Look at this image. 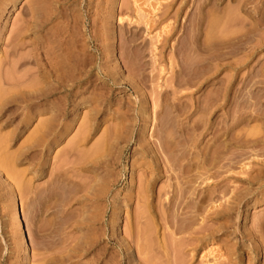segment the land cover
I'll use <instances>...</instances> for the list:
<instances>
[{
  "label": "rangeland",
  "instance_id": "rangeland-1",
  "mask_svg": "<svg viewBox=\"0 0 264 264\" xmlns=\"http://www.w3.org/2000/svg\"><path fill=\"white\" fill-rule=\"evenodd\" d=\"M32 3V0H0V73L2 74L0 75V86H5L3 80L4 71H8L14 67V70H11L14 71L15 77L18 76L16 80H19V78L22 79V72L27 70L28 75H26L23 80L29 81L31 84L33 82L40 83L43 81L41 86L46 89L47 85L44 82V76H47V72L51 68L50 63L54 62L57 58L56 55L71 51L68 49H72L75 52L78 51L76 55L79 54L82 59L85 57L84 59L90 61V65L87 64L86 68L88 69L89 66L92 67L94 82L91 86L90 83L86 81V84L83 83V85L75 86L74 91L76 93L72 97V104L70 103L66 106L67 112L65 114L60 113L56 117L62 122L61 124L64 123L65 126H62L55 135L48 139V145L44 148L40 147L34 150V148L28 147L35 137L33 135H38L43 127L46 126L47 121L51 119L54 113L59 109L58 106L63 102L62 97L64 94H53L47 96V99L45 96H40V98L37 97L32 100L27 99L26 101L24 99L21 101L13 99L3 105V109L0 112V135L3 137L6 136L7 139H5L8 140L9 144H7V147L5 146L6 150L3 147L5 152H2H8V156L14 155L10 157L13 158L12 161L14 162L11 163V165L13 164L12 169H14V173H17L19 177L17 178L21 180H19L20 183H23L22 186H27L28 189H31L32 186L33 188L38 187L39 189H37L40 190L42 194L44 191L46 192L47 189L49 190L59 184L60 187L63 188L58 186L60 189L58 193L62 192L61 195L58 193H56L58 196H56V194H54L55 196L53 195V200H55V197H57L56 199L58 200L59 197V200L61 198L60 202L62 204L56 200V202H58L57 205V203L52 200L56 205L54 204L55 206L51 207L53 209H49L47 212L42 211L43 214L41 211H38L42 215L37 212L36 217L38 219H34L38 222H34L37 224L34 225L32 224L33 219L30 218V216H32L31 214H34V211L31 210L33 208L29 206V204H31L29 196L25 192L22 193L21 197V193L19 192V194L17 192V184L15 183L14 185L13 183L14 179L11 180L9 173L5 172L7 170H5V168L2 169V165H0V264H21L23 261L25 262H23L24 264H37V262L41 264L42 256L44 257V255L48 253H50V255L48 254L50 257L52 255L54 256L55 253L56 259L58 257V260L54 259L47 264H60L59 255H65L67 254L65 252L68 251L69 253L72 251V246L75 245L74 240L76 241L78 239V241L81 240L84 242L85 240H89V238L92 239L94 238L93 236H97V230L98 237H101V240H105L103 239L106 238L105 236H110L115 238V240L118 239L117 241L123 245L126 243L125 240L127 239V243L134 246V249L131 246L129 250L133 255L132 263H130L128 259L125 260L126 257L124 258V261H129L130 264H148L146 261L153 264L154 261L159 263V260L162 263L163 261L161 260L167 259V257L162 258L164 254L168 256V260L164 262L169 261L167 264H170L171 259L174 258L176 260V256L179 255V253L181 254L177 256L178 258L176 261L173 259L174 261H172V264H177V262H179V264H233V262L235 264H264V224H260V220L264 216V181L262 185L256 183L255 185L253 184L252 187V185L250 186L246 184L247 182L241 180L242 176L240 173L237 174L241 166L245 164L252 165L255 160L264 159V149L259 150L257 148L258 146L255 147L258 153H253L248 158L244 157L241 161L235 163L236 166L234 165L232 171H226V173L220 169L215 171L219 167L213 166V168L211 166L212 170L208 172V168L211 169V167L203 168L206 169L204 175L207 174L210 178L212 177V180H215H213L214 182L210 180V184L212 183L216 186V192L211 193L213 196L211 194L209 196L210 199L212 197L211 200L209 199L210 201L207 200V196L209 195L208 192L212 191L213 186L209 188V190L207 188L208 184L201 183V180L198 179L196 183H192L196 186L194 193H189L187 195L190 196H187V198L185 197V199L189 200H186V202L189 203L183 206L187 208V210L177 206V208L174 209L175 212L172 213L174 221L169 219L170 216H167L168 218H166L167 220L165 219L166 221L162 220L163 216H160V214L162 215L166 210L165 202L169 195L168 190L171 189L170 182L173 181L174 183V181L177 182L180 179L182 181L177 183L183 182V179L179 176L182 174L180 173L182 172L180 165L181 157H178L181 153L185 152V157L181 163L189 162L190 160L189 163H191L194 159V161L197 160L196 162H192L194 165L197 162L199 163V160L204 158V154L207 153L208 155L206 154L207 156L205 157H207L208 160L206 158L202 160L204 162L207 161L206 166H208L211 163V161L208 163L209 159L212 158L210 154L213 155L217 144L231 142L230 139L232 138L231 140H233L231 135L234 133L237 137L239 135L238 139L241 137L243 138V132L252 133L253 130L254 132L257 130L259 137L257 134L256 137L258 138L261 137L260 134H264V0H43L45 7V13L43 12V14L49 18L51 17L47 21L44 29L38 32L31 29L22 34H18L19 31L21 32L23 30V26L29 22V18L31 19ZM228 33L230 35L232 34L230 38L227 36L229 35ZM51 34L54 36H51ZM55 34L58 36H56L57 38ZM224 35L225 37L227 36V41H225ZM234 36L236 37L234 38ZM19 37H21L20 40ZM71 39L80 40V46L77 45L78 47H76L78 50L76 48V50L71 48L70 45L68 47V42L73 41ZM17 42H19V44L15 45ZM216 45L218 46L216 47ZM224 52L226 53L224 54ZM105 54L109 55L110 58H105L107 56ZM20 55H26L27 60L24 61L25 63L13 62ZM240 58H242V60ZM119 69H121L120 72L114 74L116 70ZM11 70L9 72H11ZM13 71L9 79L14 77ZM109 71H111V77V74H114L117 78V83L115 85L113 84L112 87L103 81V78L109 79L110 76L105 75L109 73ZM195 75L197 76L195 77ZM194 80H196L194 82H197L196 84L193 83ZM251 81H253V83H251ZM108 83L111 84V80H108ZM191 83L195 86L192 87ZM226 88L229 94L226 93L227 95L225 98L227 100L222 96ZM247 95L248 98L246 97ZM254 96L259 97V99H256ZM178 98L179 101H177ZM243 98L244 100L247 98L246 100L248 101H245H250L249 103L253 104L242 103ZM217 99H219V101ZM204 101L210 105L207 103L204 104ZM193 102L199 106L203 102L202 105L207 108V111H204L205 115H201L204 113H200V111H203L200 109H196L195 112H192L193 107H191V104ZM221 102H223L224 107ZM237 102L240 104L238 105ZM248 104L250 106L246 109L247 107L245 108L244 105L248 106ZM239 106L240 110L245 109L248 111L243 112L238 108L240 113H236L237 107ZM234 110L236 112H234ZM141 111H145L149 114L150 118L148 121H138V117H135L136 113H141ZM230 111H233L236 117H238L237 114L239 116L241 115V118L244 120L239 117L236 118L235 115H232L233 118H229V116H231V114H229ZM248 112L251 113V116H255L256 113L258 115L246 119V117L250 115ZM245 113L248 116H246ZM9 114L12 119L8 121ZM198 116H204L205 119L207 118L205 121L202 117L205 122L208 123L210 121L209 125L210 123L212 125L209 127H211V129L204 130L203 137L201 135L200 137L198 134L202 129L200 127L196 132V134H198L196 136L200 137V139L197 138V141H194V136H192L194 144L190 143V145L193 144L194 147L187 145L188 147L184 149L183 143L189 138L187 132H190L191 120ZM126 118L131 123L127 122ZM202 119L201 121H203ZM229 119H241L237 120L240 121V123L238 122L239 124L237 123L238 125H236V121L234 123L235 126L233 125V127H231L230 130L233 129L231 132L234 133H230L229 131V138L226 137L228 135L224 136L227 139L223 136V138H214V133H216L214 127H221L220 125H223L225 122L228 123V121L230 123L231 121ZM120 121H124L126 122L125 124L130 126L127 128L126 138L119 143V146L123 149V153L121 161L117 163L115 160L118 154V147L112 145L111 139L106 138V135L109 133L112 134L113 130L115 131L119 128V124L122 125ZM178 121H181L183 126L185 125V128L183 127V129H180L177 124ZM85 122H87V126L84 125ZM165 123L169 126L166 127ZM206 127H208V124ZM82 129H90V134H88L85 140L79 142V132L81 133ZM260 130L262 132H259ZM164 132H168L167 136H172L173 134L174 142L177 144L179 143L177 146L178 150L175 149L174 151L176 152L175 155L179 154L176 157L174 155L176 158H174L176 161L174 163L177 164L174 165L175 168H173L176 174L180 173L177 175V177L179 176L180 178H178L177 181L175 178L169 177L171 175L168 171L164 172V170L162 171L160 168V170L158 168H155L156 171L152 170L157 160L155 156L156 152L154 151H158L156 146H158L157 143H159L160 138L161 140L165 139H162V136L165 134ZM12 133H15L16 136H11ZM239 133H241V135ZM201 134L203 133L201 132ZM235 136L234 140H237ZM3 137L0 136L2 139ZM76 137H78L76 141H78L79 144H73L76 142ZM240 142L243 143V140H240L239 143ZM147 143L149 147H147ZM233 143L235 144V142ZM239 143L236 141V145H239ZM180 144L181 146L179 147ZM97 145L104 148L99 147V149L101 148L100 153L103 150L104 152H102V154L96 153L97 155L100 154L101 157L98 155L99 157L95 156L93 158L92 156H94L95 153L94 155L92 153L96 147H98ZM76 146H79V150L75 149ZM80 148H82V151ZM150 148H153V150L151 151ZM0 149L2 150V148ZM68 149H72V151L77 153L78 151L85 152V154L86 150L89 151L86 155L91 156L92 154L91 157L94 160L91 165L92 168H85V165L79 164L80 161L77 164V161L80 159L79 154L74 152V154H72V151L70 152ZM145 149H147L148 152L150 150L151 154L145 151ZM23 150L24 153L21 152ZM205 150H207V152ZM21 153H23V155H21ZM2 154L0 151V157L2 156L3 158ZM34 154L36 158L35 160L33 159L34 161L32 164L31 160L34 158L32 157ZM105 155L108 156L105 157ZM151 155L153 158L150 157ZM209 155L211 157H209ZM76 156L78 159L77 161L75 160ZM169 156L172 157V154ZM65 158L67 162L63 164ZM70 159H73L76 163L73 164V160L71 161L72 164L70 162L68 163ZM100 159L102 161H99ZM104 159H106V161ZM169 159L172 160L171 158ZM2 160L3 159H1L0 162ZM160 160L163 163L162 159ZM34 163L40 164L43 167L41 174L40 172H37L38 174L35 173L36 167L33 166L35 165ZM60 164L61 167L59 168L62 170L58 169L60 171V173H58L59 171L56 169V173L54 169L58 168ZM251 165L250 169L253 173L255 172L254 167H256L255 170L260 168L258 164H255V166ZM62 171L63 175H61ZM212 171L218 174L215 175L216 178L214 176L215 173L211 174ZM172 173L173 172H171V174ZM219 173H221V176H219ZM61 176H63L64 179ZM152 176H154V178ZM114 178L115 180L117 178L116 182L113 181ZM217 178H219V182ZM83 179L87 181V187H85V180ZM106 180H109V188L103 187L108 183ZM149 180L152 181L151 185H148ZM80 181L82 189H79V187H81L78 185ZM82 181L84 182L82 183ZM192 184L190 183V185ZM88 185H90V189L88 191L84 190L89 187ZM40 188L45 190L43 191V189L41 190ZM234 188L236 190H234ZM8 189L12 191L10 192L13 195H10V192L7 193ZM73 189L75 190L73 191ZM94 190L96 191L94 192ZM142 190L143 193H141ZM238 190L239 192L244 191V193L248 191L245 201L238 203L237 208H235L234 205L226 214H221L217 217L212 214V212L220 211V209L225 208L227 200L234 195L233 191L237 192ZM90 192L94 195L92 194L93 196H91ZM138 192L142 194L140 197L137 194ZM86 193L89 195L86 196ZM143 195L144 197H142ZM201 195L205 202L201 200L203 204L199 199ZM70 196L72 198H70ZM117 199L119 204L117 203ZM88 200H90L91 203ZM29 201L30 203H28ZM194 204L196 207L199 204L198 208L193 206ZM219 204H223L224 206ZM100 205L103 206V209ZM191 205L193 206L192 209H190ZM115 206L117 212H113V207ZM215 206L217 210H215ZM219 207L221 208L218 209ZM18 208L20 215L23 216V224L27 236L26 239L23 230L18 225V227L16 226L15 219L17 218L16 215H18ZM98 209L103 210H99L101 214L98 212ZM194 209H197V211L195 210L197 213ZM143 210L145 211L143 212ZM194 212L196 214H194ZM165 214L167 215L166 212ZM193 214L194 216H192ZM138 215L140 218L137 217ZM222 215L225 217L223 218ZM92 216L93 220L91 219ZM95 216L99 218L101 216V219L99 220V218H95ZM112 217L116 218L113 219ZM160 217L162 218L161 220ZM95 219L98 220L95 221ZM39 220L43 223V226ZM52 220L55 221L53 222ZM180 220L183 221L181 222ZM136 221H138V227L135 225L137 223ZM162 221L165 222L163 223ZM140 222H144L142 223L144 226L141 225L143 229L139 226V224H141ZM225 222L228 223L226 224ZM44 223L47 225L46 227ZM99 223H101V225ZM176 225L178 227H176ZM92 226L94 229L93 231ZM180 226L183 229H181ZM48 227H50V230L46 229ZM97 227H99V229ZM136 227L138 228V230L136 229L137 233L135 232ZM189 227H191L192 230ZM200 227L201 232H199ZM202 227H204V230H202ZM176 228L179 230L173 231L176 230ZM141 229L143 232L147 229V234L146 232L145 234L141 232ZM46 232L48 234H46ZM105 232L107 233L105 234ZM138 232L139 235H137ZM140 232L142 235L144 234V238L146 235V237H150L145 238V241L149 240L147 241V243L150 242L149 244L143 241L144 239L140 236ZM170 232H172V234ZM93 233H95V235H93ZM99 233L102 235L99 236ZM136 235L139 237L138 239L142 238L139 240L141 241L139 244V241L137 242L138 239L136 240ZM191 237L195 238L192 239L193 245L190 243ZM171 238L172 240H170ZM68 241L72 242V244H69ZM135 241L137 242V244H135L136 246L134 245ZM166 241H169L168 243L171 248L174 242L178 243H175V248H172V250L175 249V252L173 251L174 254H169L171 251L168 253L167 250L170 249L168 248L169 245L166 246V249L163 247L162 242L167 244ZM101 243L104 244L100 242L99 246L97 244L91 251L84 252L82 256L80 254L83 253H80L79 256L77 254L76 256L78 257H74V259L72 256V259L75 260L77 264H93L95 259H97L95 255V253L97 254L96 251H101L103 247ZM26 244H30L29 247L31 251L28 254H23L22 249L27 246ZM151 244L152 246L149 248V251L151 249L152 252L150 253V257H154L152 256L154 253L158 258L156 252L159 251L160 255L159 260L157 259L158 261H156V257L148 260L149 253L147 251V245ZM137 245L139 246L138 250L141 251L143 248L141 249L140 247H146L147 250H145L147 253H143V255H147L146 258H144L146 261H144L141 252L138 254ZM156 245L161 246L156 248ZM77 246L80 247V245ZM114 246L109 247L108 250H111L112 253L114 252L113 255L115 257L109 251L110 254L107 253L103 260L106 259L105 261L107 262L110 260L113 263L115 260L119 261L121 259L119 256L120 254L118 255V252L114 250V248L117 250V247ZM160 248H164L163 250L166 251V253ZM176 249L182 250L176 252ZM176 253L178 254L174 256ZM214 257H216V259ZM92 260L94 261L93 263ZM110 261L109 264H111ZM118 263L115 262L113 264ZM119 264L125 263L122 262Z\"/></svg>",
  "mask_w": 264,
  "mask_h": 264
},
{
  "label": "bare ground",
  "instance_id": "bare-ground-1",
  "mask_svg": "<svg viewBox=\"0 0 264 264\" xmlns=\"http://www.w3.org/2000/svg\"><path fill=\"white\" fill-rule=\"evenodd\" d=\"M32 11H31V19L29 18V22L25 25V26H23L24 28H22L21 30V32L19 31V33L18 34H22V33H24V32H26L27 30H33V31H35V32H38V31H41V30H43L44 29V27L46 26V23H47V21L51 18H49V17H47V16H45L44 14H43V12L45 13V10H44V3H43V0H32ZM43 14V15H42ZM48 15V14H47ZM49 16V15H48ZM260 19V18H259ZM259 21V20H258ZM257 21V22H258ZM261 23V22H260ZM263 23V22H262ZM253 25V24H252ZM260 25V24H259ZM256 26V25H255ZM106 30V29H105ZM59 31V30H58ZM57 31V32H58ZM57 32H55V33H57ZM106 32H108V31H106ZM60 34V33H59ZM229 34V33H228ZM234 34H235V32H234ZM53 34H51V36H52ZM76 35V34H75ZM107 35V34H106ZM230 35V34H229ZM229 35H227L229 38L231 37V35L229 36ZM237 35V34H236ZM251 35V34H250ZM21 36V35H20ZM54 36V35H53ZM57 35L55 34V37H56ZM226 36V37H227ZM58 37V36H57ZM56 37V38H57ZM221 37V36H220ZM224 37H225V35H224ZM225 37V41H227V39L228 38H226ZM233 37V36H232ZM236 36H234V38H235ZM238 37V36H237ZM252 37V36H251ZM20 38L21 37H19V40H20ZM52 38V37H51ZM74 38V37H73ZM76 38H77V36H76ZM219 38V37H218ZM254 38V37H253ZM220 39V38H219ZM232 39V38H231ZM239 39H240V36H239ZM18 40V41H19ZM71 40H73L72 42H68L69 44H68V47H69V45H70V47L71 48H73V49H75L76 47H78L77 45H79L80 43H79V41H78V39H76V40H74V39H71ZM221 40H222V38H221ZM220 40V41H221ZM237 40V39H236ZM254 40V39H253ZM256 40V39H255ZM62 41V40H61ZM224 41V42H225ZM242 41V40H241ZM240 41V42H241ZM248 41V40H247ZM222 42H223V40H222ZM230 42V41H229ZM237 42V41H236ZM235 42V43H236ZM239 42V43H240ZM62 43V42H61ZM244 43V42H243ZM19 44V42H17L15 45H18ZM82 44V43H81ZM231 44H233V43H231ZM237 44V43H236ZM242 44V43H241ZM58 45H59V43H58ZM256 45H257V43H256ZM80 46V45H79ZM218 45H216V47H217ZM225 46V45H224ZM237 46H238V44H237ZM227 47H228V45H227ZM231 47V46H230ZM243 47V46H242ZM214 48H215V46H214ZM223 48V47H222ZM232 48V47H231ZM77 49V48H76ZM75 49V50H76ZM234 49V48H233ZM238 49V48H237ZM68 50H71V51H69V52H65V54H61V55H56V59L54 60V62H51L50 63V66H51V70L49 69L48 70V72H47V76H44V82H45V84L47 85V88L45 89V88H43L42 86H41V84H43V81L42 82H40V83H32L31 84V82H29V81H25V80H23L24 79V77H26V75H28V73H27V70H25L24 72H22V75H21V77L23 76V78L22 79H20L19 78V80H16V78L18 77H15V75H14V67L13 68H11L12 67V65H11V69H13V70H11V69H9L8 71L6 70V71H4V73H3V80H4V83H5V86H0L1 88H0V112H1V110L3 109V105H5V103H8L9 102V100H13V99H18V101H21V100H32V99H35V98H37V97H39L40 98V96H45V98L47 99V96H50V95H53V94H64L63 95V102L61 103V104H59V109L54 113V115L52 116V118L51 119H49L48 121H47V124H46V126H44L43 127V129H42V131L41 132H39L38 133V135H36V134H34L33 136H35L34 137V139L32 140V142L30 143V145H29V147L28 148H34V150H36L37 148H44V147H46L48 144H47V141H48V139L51 137V136H53V135H55V133L59 130V129H61L62 128V126H65L64 125V123L63 124H61L62 122H60V120H58V118H56L60 113H66L67 112V105H69L70 103L72 104V101H73V99H72V97L74 96V94L76 93L74 90V88H75V86L77 87V86H80L81 84L83 85V83H85V81L87 82V83H90V86H91V84H93V82H94V78H93V76H94V74H93V72H92V67L91 66H89L90 65V61H88L87 59H82L81 57H80V55L78 54V55H76V53L78 52V51H74V50H72V49H68ZM78 50V49H77ZM217 50V49H216ZM218 50H219V48H218ZM217 50V51H218ZM223 50V49H222ZM232 50V49H231ZM230 50V51H231ZM240 50V49H239ZM220 52H221V50H219ZM218 51V52H219ZM236 51V50H235ZM238 51V50H237ZM223 52V51H222ZM233 52V51H232ZM226 52H224V54H225ZM110 54V53H109ZM222 54V53H221ZM220 54V55H221ZM83 55V54H82ZM105 55H107V54H105ZM108 56V57H107ZM105 58H110L109 57V55H107ZM80 57V58H79ZM224 57V56H223ZM87 58H89V57H87ZM241 60H242V58H240ZM239 59V60H240ZM27 60V57H26V55H24V56H22V55H20L15 61H13V62H15V63H25L24 61H26ZM51 61H53V60H51ZM110 62V61H109ZM21 63V64H22ZM105 63V62H104ZM237 63V62H236ZM87 64H89L88 66V69L86 68L87 67ZM15 65V64H14ZM19 65V64H18ZM17 65V66H18ZM108 65V64H107ZM106 65V66H107ZM109 66V65H108ZM121 67V66H120ZM119 67V68H120ZM17 68V67H16ZM103 69V68H102ZM113 69V68H112ZM115 69H117V68H115ZM11 70V72L13 71V75H14V77H12L11 79H9L12 75H10L11 74V72H9ZM85 70V71H84ZM120 70L121 69H119V70H116V72L114 73V74H118L119 72H120ZM85 72V73H84ZM106 72V71H105ZM110 72L111 71H109V73H107V74H105V75H109L110 76ZM122 72V71H121ZM8 73H9V75H8ZM114 74H111L112 75V77L110 76L109 77V79H106V78H103V81H104V83H106V84H109L111 87L113 86V84L115 85L116 83H117V78L114 76ZM0 75H2L1 73H0ZM120 75H122V74H120ZM10 76V77H9ZM107 76H105V77H107ZM197 75H195V77H196ZM2 77V76H1ZM102 78V77H101ZM194 78V77H193ZM13 79H15V80H13ZM18 79V78H17ZM95 79H97V78H95ZM192 79V78H191ZM257 79H259V78H257ZM108 80H111V84L110 83H108ZM191 81V80H190ZM196 80H194L193 81V83L195 82ZM259 81V80H258ZM260 81H262V80H260ZM264 81V80H263ZM262 81V82H263ZM110 82V81H109ZM182 82V81H181ZM1 83V82H0ZM122 83V82H121ZM197 83V82H196ZM196 83H194V84H196ZM251 83H253V81H251ZM86 84V83H85ZM181 84V83H180ZM194 84H192L191 83V85H192V87L193 86H195ZM230 84V83H229ZM1 85V84H0ZM89 85V84H88ZM87 85V86H88ZM178 85V84H177ZM178 87V86H177ZM191 87V86H190ZM87 88V87H86ZM179 88V87H178ZM229 88V87H228ZM80 89V88H79ZM179 90V89H178ZM227 91H228V89L226 88L225 89V93L222 95L223 97H224V99H226L225 97H226V95L228 94L227 93ZM227 93V94H226ZM229 95V94H228ZM217 96V95H216ZM244 96V95H243ZM60 97V96H59ZM99 97H101V96H99ZM220 97V96H219ZM247 98H248V95L246 96ZM256 99L258 98L259 99V97H260V95H259V97H257V96H254ZM221 98V97H220ZM229 98V97H228ZM246 98V99H247ZM253 98V97H252ZM99 99V98H98ZM105 99V98H104ZM104 99H101V100H104ZM215 99V98H214ZM242 99V98H241ZM245 99V100H246ZM255 99V100H256ZM100 100V99H99ZM98 100V101H99ZM216 100V99H215ZM218 101H219V99H217ZM223 100V99H222ZM227 100V99H226ZM244 100V98H243V101H242V103H249V102H246V101H248V100H246L245 101ZM250 100V99H249ZM177 101H179V98H178V100ZM176 101V102H177ZM195 101V100H194ZM241 101H239V102H241ZM141 102V101H140ZM174 102V101H173ZM175 102V103H176ZM197 102V101H196ZM224 102V101H223ZM223 102H221L222 103V106H223ZM239 102H237L238 103V105L240 104ZM252 102V101H251ZM254 102V101H253ZM180 103V102H179ZM178 103V104H179ZM199 103H201V102H199ZM203 103V102H202ZM202 103H201V105L199 106L198 104L196 105V103L195 102H193L192 104H191V107H193V111L192 112H195L196 111V109H200V110H203V111H200V113H204V111H207V108H205L204 107V105H202ZM205 103H207L206 101H204V104ZM211 103V102H210ZM225 103H227V102H225ZM237 103H236V105H237ZM244 103V104H245ZM99 104V103H98ZM208 105H210L209 103H207ZM249 104H253V103H249ZM248 104V106L247 105H244V107L246 108V109H248L249 108V105ZM225 105H227V104H225ZM254 105H255V103H254ZM213 106V105H212ZM224 107V106H223ZM234 107H236V106H234ZM242 107V106H241ZM212 108V107H211ZM230 108V107H229ZM238 108H239V110H240V106L239 107H237V112L234 110V112H236V113H240V111L242 110L243 112L245 111V112H247L248 110H245V109H241L240 111H238ZM243 108V107H242ZM251 108V107H250ZM135 110V109H134ZM158 112V111H157ZM227 112H228V110H227ZM232 112V113H231ZM233 111H230V113L229 114H231V116H229V118L231 117V118H233L232 117V115L234 116L235 115V117H236V114L234 113ZM135 113V112H134ZM133 113V114H134ZM250 115L249 116H251V113L250 112H248ZM132 114V115H133ZM155 114V113H154ZM157 114V113H156ZM207 114H208V112H207ZM228 114V115H229ZM244 114V113H243ZM125 115H127V114H125ZM193 115V114H192ZM201 115H205V113L204 114H201ZM245 115H246V113H245ZM258 114L256 113V115L255 116H257ZM131 116V115H130ZM138 117V121L140 120V121H142V122H145V121H148L149 120V114H147V112H145V111H141V113H136V115H135V117ZM156 116V115H155ZM237 116L239 117V118H241V115L239 116L238 114H237ZM243 117H245L244 115H242ZM246 116H248V115H246ZM246 117V119L247 118H253V117H255V116H251V117ZM128 117V116H127ZM199 117H201V116H198L197 118H194L193 120H191V123H190V128L191 129H189L190 130V132H187V136L189 137V138H187V140L186 141H184V143H183V147H184V149L185 148H187L188 146L187 145H189V146H193V144H194V142H193V140L194 141H197V138H199L200 139V137L202 136V135H204V130H207V129H211V127H209L210 125H212L211 123H210V125H209V122L207 123V122H205L206 121V119L204 118V116H202L203 117V119L205 120H203L202 119V117L201 118H199ZM207 117V116H206ZM238 117H236V118H238ZM199 118V119H198ZM12 118H11V116H10V114L8 115V121L9 120H11ZM121 119V118H120ZM162 119V118H161ZM201 119L203 120V121H201ZM209 119V118H208ZM241 119H243V118H241ZM241 119H236V120H233V119H229L231 122L229 123V121H228V123L227 122H225L223 125H224V127L222 128V126L223 125H220L221 127H214L215 128V130L214 131H216V133H214V138H216V137H221V138H223L225 135H228V136H226V137H228L229 138V134L230 133H234V132H231L232 130H230L231 129V127H233V125L235 126V122L237 121V120H241ZM93 120V119H92ZM126 120H127V118H126ZM244 120V119H243ZM122 121V120H121ZM120 121V123H122V125L121 124H119L120 126H119V128H117L115 131L113 130V132H112V134H107L106 135V138H108V139H111L110 141H111V144L112 145H116L117 147H118V154H117V157H116V160H115V158H114V160L118 163V162H120L121 161V157H122V153H123V149H121L122 147L121 146H119V143H120V141L121 140H123V139H125L126 138V131H128L127 130V128H128V126H130V125H128V124H125L126 122H124L125 121V118H124V124H123V122H121ZM127 122H129V120H127ZM141 122V123H142ZM161 122H162V120H161ZM240 123V121H237L236 122V125H238L239 123ZM86 123L87 122H85V126H87L86 125ZM129 123H131V122H129ZM238 123V124H237ZM166 124V127H168L167 126V123H165ZM178 127L180 128V129H183V127L185 128V125L183 126V123L181 122V121H178ZM207 124H208V127H206L207 126ZM135 125V124H134ZM163 126V125H162ZM165 126V125H164ZM171 126V125H170ZM90 127V126H89ZM200 127L202 128L201 129V131L200 132H198V134H199V136L200 137H198V136H196V135H198V134H196V132L198 131V129H200ZM164 128V127H163ZM89 131H90V129H86V130H83L82 129V132L80 133L79 132V138L78 137H76V139H75V141L77 140V138L79 139L78 141L80 142V141H83V140H85L86 139V137L88 136V134H90L89 133ZM229 131H230V133H229ZM201 132L203 133V134H201ZM259 132H262L261 130L259 131ZM37 133V132H36ZM165 133V132H164ZM168 133V132H167ZM167 133H165L164 134V136H162V139L163 138H165V139H163V140H161V138H160V141H159V143H157L158 144V146H159V148H158V146H156L157 147V150L158 151H154V152H156V157H157V160H156V162H155V164H154V169H152V170H155V168H160L162 171L164 170V172H166V171H168V172H170V175L171 176H169L170 178H175L176 179V181L178 180V178H179V176H180V178H182L183 179V182H181V183H177V182H179V181H182L180 178V180L179 181H177V182H175L174 181V183H173V181L172 182H170V187H171V189H169L168 190V192H169V195L167 196V201L165 202L166 203V206H165V204H164V206H165V208H166V210H165V212L167 213V215L165 214V212H163L162 213V215L160 214V216L163 218H161L160 217V220L162 219V220H165L166 218H168L167 216H170V220H173L174 221V219H173V216H172V213L173 212H175V208H177V206H180V208H182L183 206H186V204L187 203H189V202H186V200H188V199H185V197L187 198V196H190V195H187V194H189V193H194V191L196 190V186H195V184L193 185L192 183H196L197 181H198V179H200L201 181V183H205V184H208L207 185V188L209 189V188H211L212 186V191L210 192H208V201H210L211 199H212V197H211V199H210V194L211 193H213V192H216L215 190H216V186L214 185V184H210V180H212L211 178H210V176H208L207 174L206 175H204L205 174V170L206 169H203L204 167H219L218 169H213V170H215V171H218L219 169L220 170H222V171H225V173H226V171L227 172H229V171H232L233 170V168H234V165H235V163H238L239 161H241V159H243L244 157H249L250 155H252L253 153L255 154L256 152L258 153V151H257V148L259 149V150H262V149H264V134L263 135H261L260 134V138H258L259 137V135H258V132H257V130H256V132H254V130L252 131V133L251 132H243L244 134H242L243 135V138L241 137L240 139H238V137H239V135H238V137L237 136H235V133L233 134L235 137H237L236 139L237 140H234L235 138H234V136L233 135H231V137H233V140H231L230 139V141L232 142H235V144L233 143H231V142H228V143H226V144H223V143H219V142H217V143H219V144H221V145H219V144H217V147H216V149H215V147H214V153H213V155L212 154H210L211 156H212V158H210L209 159V162L208 163H210V161H211V163L208 165V166H206L207 165V161H205L206 162V164H205V162L202 160V159H204V158H206L207 159V157H205V156H207L208 154L207 153H205L204 155V158H202V159H200L201 160V162H202V164H201V162H200V160H199V163L201 164H199L198 162L197 163H195V165H194V163H192L193 161H194V159H193V161L191 162V163H189V162H185V163H181V161H183V159H184V157H185V152H183V153H181V155L180 156H178L179 158H180V165H181V169H182V172H180V173H182V174H176V172L173 170V168H175L174 167V165H176L177 163H174V162H176L175 161V157L179 154H176L175 155V153L176 152H174L175 151V149H177V146H178V144L176 143V142H174V139H173V134H172V136L171 135H169V136H167ZM213 133V132H212ZM238 133V132H237ZM242 133V132H241ZM241 133H239L240 135H241ZM248 133V134H247ZM215 134H216V136H215ZM245 134H247V135H245ZM258 135V137H256L257 135ZM245 135V136H244ZM1 137H3L2 135H0ZM11 136H16V134L15 133H12L11 134ZM78 136V135H77ZM186 136V137H187ZM192 136H194L193 138H192ZM223 136V137H222ZM111 137V138H110ZM185 137V138H186ZM203 137V136H202ZM226 137H224V138H226ZM6 138V136L5 137H3V139L2 138H0V148H2V150L0 149V151H1V154L3 153L2 151H4L3 150V147H4V149L7 147V144H9V142H8V140H6L5 139ZM13 138V137H12ZM138 139V138H137ZM190 139V140H189ZM193 139V140H192ZM227 139V138H226ZM219 140V139H218ZM240 140H243V143H239V141ZM78 141H76V142H78ZM176 141V140H175ZM188 141H189V143H188ZM236 141L239 143V145L237 144L236 145ZM73 143V144H79V142L78 143ZM201 142V141H200ZM221 142H223V141H221ZM186 143V144H185ZM188 143V144H187ZM190 143H193L192 145H190ZM197 143V142H196ZM198 144H199V142H198ZM223 144V145H222ZM82 145V144H81ZM81 145H80V147H81ZM141 145H143V144H141ZM186 145V146H185ZM246 145H248V146H246ZM6 146V147H5ZM98 146V145H97ZM103 146V145H102ZM116 146H114V147H116ZM152 146V145H151ZM181 146V144L179 145V147ZM195 146H196V144H195ZM219 146V147H218ZM258 146V147H257ZM99 147H101V146H98V147H96V151L94 152L93 151V155H94V153H95V155L94 156H92V154H91V156L94 158L95 156H100V154H102V152H104V150L103 151H101V153H100V149L101 148H103V147H101L100 149H99ZM144 147V146H143ZM147 147H149L148 146V143H147ZM194 147V146H193ZM255 147H257V148H255ZM69 148V147H68ZM72 148V147H71ZM79 148V146H76V148L75 149H78ZM196 148V147H195ZM219 148V149H218ZM248 148H250V149H247ZM82 148H80V150H81ZM104 149V148H103ZM112 149H113V147H112ZM151 149V148H150ZM209 149V148H208ZM218 149V150H217ZM246 149V150H245ZM6 150V149H5ZM25 150V149H24ZM24 150L23 151H21V152H23L24 153ZM68 150H70V152L72 151V149H68ZM68 150H66V151H68ZM74 150V149H73ZM79 150V149H78ZM78 150H75V151H78ZM107 150V149H106ZM153 150V148L151 149V151ZM178 150V149H177ZM82 151V150H81ZM145 151H147V149H145ZM151 151L149 150V152L148 153H150L151 154ZM206 152H207V150H205ZM209 151V150H208ZM5 152V151H4ZM70 152H68V153H70ZM74 151H72L71 153L72 154H74V153H77V152H74ZM87 152H89V151H87L86 150V154H87ZM92 152V151H91ZM158 152V153H157ZM210 152V153H211ZM8 153V152H7ZM7 153H3L2 155H3V158H2V156L0 157L1 159H3L1 162H0V165H2V169H4L5 168V170H7V171H5L6 173L8 172L9 173V175L11 176V180H13L14 179V181H13V183H14V185H15V183L17 184V188H18V190H17V192L21 195V197H22V193H27V195L29 196V198H30V201H31V204H29V206L31 207V208H33V209H31V210H33L34 211V214H31L32 216H30V218H32L31 220H32V224H34V225H37V224H35L34 222H38L37 220L35 221V219L34 218H37L36 217V215H37V212L38 211H46L47 212V210H49V209H53V208H51V207H53V206H55L56 205V203H57V205H58V202H60L61 201V198H60V200H59V197H58V200L56 199L57 197H55V200H53V195L54 194H56V193H58L59 191L58 190H60L59 189V187H60V184L57 186L56 185V183H55V185L56 186H54L53 188H51V189H47V191L45 192L44 190L45 189H43V194H42V192H40V190H38L39 188L38 187H34L33 188V186L31 187V189H28L27 188V186L26 187H23L22 186V184L20 183V179H18L19 177H18V175H17V173H14L15 171H14V169H12V165H11V163L13 162L12 160H13V158H10V157H13L12 155L10 156H8L7 155ZM23 153H21V155H23ZM96 153H100V154H96ZM115 153V152H114ZM153 153V152H152ZM4 154H6V155H4ZM77 154H79V156H80V159L78 160L77 159V156H76V161H77V164H78V162L80 161V163L79 164H83V165H85V168H92V163L94 162V160L92 159V157L90 156V155H86L85 154V152L83 153V152H80V151H78V153ZM89 154V153H88ZM103 154H105V153H103ZM172 154V157L171 156H169V155H171ZM207 154V155H206ZM70 155V154H69ZM174 155H175V157H174ZM209 155V157H211ZM244 155H246V156H244ZM98 156V157H99ZM103 156V155H102ZM106 156H108V155H105V157ZM114 156V155H113ZM154 156V155H153ZM32 157H34V158H32V164H33V161L35 160V154L34 155H32ZM101 157V156H100ZM105 157H103V158H105ZM150 157H152V155L150 156ZM153 158V157H152ZM159 158V159H158ZM169 158H171L172 160H170ZM175 158V159H174ZM0 159V160H1ZM34 159V160H33ZM102 159V158H101ZM99 160V161H102V160ZM156 159V158H155ZM160 159H162V161H163V163L161 162V160ZM169 159V160H168ZM205 159V160H206ZM73 159H70V161L68 160V163L70 162L71 164H72V162H74V160L72 161ZM96 160V159H95ZM105 161H106V159H104ZM160 160V161H159ZM177 160H179V159H177ZM208 160V159H207ZM72 161V162H71ZM76 161L73 163V164H75L76 163ZM110 161V160H109ZM113 161V160H112ZM197 161V160H196ZM196 161H194V162H196ZM39 162V161H38ZM37 162V163H38ZM65 162H67L66 161V158L64 159V162H63V164L65 163ZM96 162V161H95ZM158 162H161V163H158ZM14 163V162H13ZM40 163V162H39ZM252 163V162H251ZM35 164V163H34ZM62 164V163H61ZM61 164H60V166H58V168H55L54 170L56 171V169L58 170V169H60V170H62L61 168H59V167H61ZM97 164V163H96ZM110 164H111V162H110ZM161 164V165H160ZM163 164V165H162ZM255 164H258L259 166H260V168H258V169H256L255 170V168L256 167H254V173L252 172V170L250 169L251 167H250V165L251 164H245L244 166H241V168H240V170L237 172V174H239L240 173V175L242 176L241 177V180L242 181H244V182H247L246 184H249L250 186L252 185V187H253V184L255 185L256 183H258L259 185H262V183H263V181H264V159H258V160H255L254 161V164H252V165H254L255 166ZM205 165V166H204ZM251 165V166H252ZM33 166H35L36 167V172L35 173H39L40 172V174H41V172L43 171V167L40 165V164H35V165H33ZM32 166V167H33ZM114 166V165H113ZM118 166V165H117ZM164 166V167H163ZM236 166V165H235ZM34 167V168H35ZM212 167H211V169L210 168H208V172H211V170H212ZM213 167V168H214ZM158 169H157V171H158ZM159 169V170H160ZM252 169H253V167H252ZM13 170V171H12ZM59 171V170H58ZM120 171H122V170H120ZM156 171V170H155ZM203 171V172H202ZM205 171V172H204ZM222 171H220L221 173H224V172H222ZM163 172V173H164ZM171 172H173L172 174H171ZM175 172V173H174ZM192 172V173H191ZM37 173V174H38ZM56 173H57V171H56ZM58 173H60V171L58 172ZM65 173V172H64ZM161 173V172H160ZM191 173V174H190ZM215 173V172H214ZM213 173V171H212V173L211 174H214ZM221 173H219V176H221L220 174ZM39 174V175H40ZM119 174H120V172H119ZM118 174V175H119ZM185 174V175H184ZM59 175V174H58ZM61 175H63V171L61 172ZM117 175V176H118ZM172 175H174V176H172ZM176 175V176H175ZM177 175H179L178 177H177ZM182 175V176H181ZM215 175H218V174H214V176ZM225 175V174H224ZM226 175H228V174H226ZM56 176H57V174H56ZM155 176V175H154ZM154 176H152L153 178H154ZM218 176V177H219ZM223 176V175H222ZM18 177V178H17ZM62 178H63V176H61ZM114 177V176H113ZM156 177V176H155ZM62 178H61V180H62ZM122 178V177H121ZM210 178V179H209ZM215 178H216V176H215ZM222 178V177H221ZM64 179V178H63ZM174 179V180H175ZM218 179V182H219V178H217ZM223 179H224V177H223ZM20 180V181H19ZM83 180H85V179H83ZM103 180H105V179H103ZM102 180V181H103ZM116 180H117V178H116ZM116 180H115V178H114V182H116ZM214 180V179H213ZM212 180V182H214ZM226 180V179H225ZM16 181V182H15ZM106 181H108V183H104L105 184V186H103L102 184V186L103 187H107V188H109V180H106ZM84 181H82V183H83ZM86 180H85V183H84V185H86ZM151 182L152 181H148V185L150 184L151 185ZM12 183V184H13ZM190 183L192 184V185H190ZM78 184V183H77ZM88 184H89V182H88ZM264 184V183H263ZM78 185H82L81 184V181L79 182V184ZM112 185V184H111ZM178 185V186H177ZM183 187H182V186ZM217 185H218V183H217ZM89 187L86 189H84V187H83V189L84 190H89L90 189V185H88ZM206 186V185H205ZM208 186H210V187H208ZM249 186V187H250ZM14 187V186H13ZM16 187V186H15ZM85 187H87V185L85 186ZM249 187H247V188H249ZM264 187V186H263ZM24 188H26V189H24ZM36 188V189H35ZM38 188V189H37ZM60 188H63V187H60ZM145 188V187H144ZM11 189V188H10ZM10 189H8V191H7V193H9L11 190ZM41 189V188H40ZM41 189V190H42ZM79 189H82V186L81 187H79ZM92 189V188H91ZM103 189V188H102ZM105 189V188H104ZM250 189H251V187H250ZM75 189H73V191H74ZM207 190V189H206ZM210 190V189H209ZM233 190V189H232ZM234 190H236L235 188H234ZM245 190V189H244ZM247 190H249V189H247ZM96 190H94V192H95ZM144 191H145V189H144ZM208 191V190H207ZM241 191V190H240ZM12 192V191H11ZM11 192L9 193L10 195H13V194H11ZM77 192H78V189H77ZM80 192V191H79ZM92 192V191H91ZM90 192V193H91ZM232 192V191H231ZM14 193H16V192H14ZM61 193L62 192H60V193H58V194H60L61 195ZM99 193V192H98ZM109 193V192H108ZM141 193H143V190L141 191ZM233 193H234V195L233 196H231V198H229V200H227V203L225 204V208H222V209H220L221 207H219L218 209H220V211H215V210H217L216 209V206H215V212H212V214H214L216 217L218 216V215H221V214H226V213H228V211L230 210V209H232V207L234 206L235 208H237V204L238 203H240V202H242V201H245L246 200V195H247V193H248V191L246 192L245 191V193H244V191L243 192H239V190L236 192V191H233ZM5 194V193H4ZM58 194H56V196H58ZM71 194L73 195V193L71 192ZM75 194H76V192H75ZM87 194V193H86ZM93 193H91V196H93L92 195ZM105 194V193H104ZM138 194V196L140 197L142 194H140V192H138L137 193ZM146 194V193H145ZM24 195V194H23ZM89 194H87L86 196H88ZM212 195V194H211ZM232 195V194H231ZM55 196V195H54ZM75 196V195H74ZM74 196H73V198H74ZM99 196V195H98ZM137 196V197H138ZM146 196V195H145ZM204 196V195H203ZM213 196V195H212ZM251 196V195H250ZM90 197V196H89ZM142 197H144V195L142 196ZM148 197V196H147ZM199 197H201V198H199L200 199V202L202 203V201L201 200H203V202H204V198L202 197V195L201 196H199ZM70 198H72L71 196H70ZM77 198V197H76ZM92 198V197H91ZM130 198V197H129ZM189 198V197H188ZM250 198V197H249ZM249 198H248V200H249ZM263 198V197H262ZM89 199V198H88ZM104 199V198H103ZM102 199V200H103ZM110 199V198H109ZM126 199V198H125ZM128 199V198H127ZM144 199V198H143ZM210 199V200H209ZM52 200L53 201H55L56 202V200L58 201V202H52ZM92 200H93V198H92ZM108 200V199H107ZM130 200V199H129ZM145 200V199H144ZM247 200V201H248ZM30 201L28 202V203H30ZM88 201H90V200H88ZM87 201V202H88ZM99 201V200H98ZM104 201V200H103ZM116 201V200H115ZM117 201H118V199H117ZM128 201V200H127ZM189 201V200H188ZM205 201H206V199H205ZM225 201V200H224ZM111 202V201H110ZM146 202V201H145ZM198 202H199V200H198ZM199 202V203H200ZM207 202V201H206ZM226 202V201H225ZM61 203V202H60ZM90 203H91V201H90ZM95 203V202H94ZM116 203V202H115ZM118 204H119V201L117 202ZM200 203V204H201ZM205 203V202H204ZM221 203V202H220ZM55 204V205H54ZM62 204V203H61ZM60 204V205H61ZM93 204V203H92ZM110 204V203H109ZM190 204H191V202H190ZM203 204V203H202ZM201 204V205H202ZM244 204V203H243ZM59 205V206H60ZM197 205V204H196ZM216 205V204H215ZM219 205H221V204H219ZM218 205V206H219ZM102 205H100V207H101ZM109 206V205H108ZM118 206V205H117ZM120 206H121V204H120ZM193 206H195V204L193 205ZM192 205H191V208L190 207H188V208H190V209H192V207H193ZM198 206H199V204L197 205V207L196 208H198ZM221 206H224L223 204L221 205ZM240 206V205H239ZM58 207V206H57ZM105 207V206H104ZM110 207V206H109ZM194 207V208H195ZM201 207V206H200ZM211 207V206H210ZM214 207V206H213ZM108 208V207H107ZM203 208V207H202ZM102 209H103V206H102ZM102 209H98V212H99V210L101 211ZM118 209H119V207H118ZM179 209V208H178ZM183 209L185 210H187V208H184L183 207ZM200 209V208H199ZM204 209V208H203ZM21 210V209H20ZM108 210V209H107ZM146 210V209H145ZM145 210H143V212L145 211ZM197 211V209H194V211ZM208 210V209H207ZM17 211V210H16ZM33 211H31V212H33ZM51 211V210H50ZM96 211V210H95ZM103 211V210H102ZM105 211V210H104ZM114 211H116V206L115 207H113V212ZM195 211V212H196ZM43 212H42V214H43ZM106 212V211H105ZM117 212V211H116ZM115 212V213H116ZM194 212V214H196ZM39 213V212H38ZM49 213H51V212H49ZM48 213V214H49ZM100 213V212H99ZM107 213V212H106ZM109 213V212H108ZM191 213H193V212H191ZM190 213V214H191ZM40 214V213H39ZM42 214H40V215H42ZM101 214V213H100ZM110 214V213H109ZM109 214H107V215H109ZM164 214V215H163ZM194 214L192 215V216H194ZM210 214V213H209ZM211 214V215H212ZM45 215V214H44ZM46 215H47V213H46ZM114 215H116V214H114ZM113 215V216H114ZM139 215H140V213H139ZM139 215L137 216V217H139ZM176 215V214H175ZM210 215V216H211ZM230 215V214H229ZM228 215V216H229ZM17 216V218L15 219L16 220V226L18 225L22 230H23V232H24V237H25V239H26V231H25V226H24V220H23V216H21L20 215V213H19V208H18V215H16ZM99 216V215H98ZM102 216V215H101ZM101 216H100V218L99 217H97V216H95V218L97 217V218H99V220L101 219ZM110 216H111V214H110ZM141 216H143V215H141ZM166 216V217H165ZM209 216V217H210ZM43 217V216H42ZM89 217V216H88ZM109 217V216H108ZM222 217H223V215H222ZM225 217V216H224ZM223 217V218H224ZM226 217H227V215H226ZM40 218V217H39ZM90 218V217H89ZM89 218H87V219H89ZM113 218V217H112ZM114 218H116V217H114ZM113 218V219H114ZM140 218V217H139ZM138 218V219H139ZM143 218V217H142ZM177 218V217H176ZM188 218V217H187ZM38 219V218H37ZM91 219L93 220V216L91 217ZM144 219V218H143ZM169 219H168V221H169ZM42 220V219H41ZM45 220V219H44ZM76 220V219H75ZM90 220V219H89ZM96 220H98V219H95V221ZM147 220H148V218H147ZM167 220V219H166ZM165 220V221H166ZM46 221H48V220H46ZM53 221V220H52ZM55 221V220H54ZM53 221V222H54ZM73 221V220H72ZM140 221V220H139ZM165 221H162L163 223L165 222ZM181 222L183 221V220H180ZM261 222H260V224L262 223V224H264V216L261 218V220H260ZM39 222H40V220H39ZM44 222V221H43ZM52 222V223H53ZM103 222V221H102ZM109 222V221H108ZM137 223L135 224V225H137L138 224V221H136ZM171 222V221H170ZM176 222V221H175ZM181 222H179V223H181ZM41 223V222H40ZM46 223V222H45ZM45 223H44V225H45ZM73 223V222H72ZM87 223V222H86ZM97 223V222H96ZM141 223V222H140ZM142 223H144V222H142ZM139 224V226H144V224ZM171 223H173V222H171ZM226 223V222H225ZM228 223V222H227ZM226 223V224H227ZM42 224V226H43V223H41ZM47 224V223H46ZM95 224V223H94ZM100 225H101V223H99ZM109 224V223H108ZM182 224V223H181ZM223 224V223H222ZM49 225H50V223H49ZM72 225V224H71ZM99 225V226H100ZM105 225V224H104ZM113 225V224H112ZM149 225V224H148ZM148 225H146V226H148ZM163 225V224H162ZM165 225H166V223H165ZM165 225H163V226H165ZM179 225V224H178ZM191 225V224H190ZM258 225H259V222H258ZM258 225H257V227H258ZM17 226V227H18ZM47 225H45V227H46ZM94 226V225H93ZM93 226H92V231L94 230L93 229ZM97 226H98V223H97ZM110 226V225H109ZM108 226V227H109ZM142 226H141V228H142ZM151 226V225H150ZM174 226V225H173ZM223 226H225V225H223ZM222 226V227H223ZM137 227H138V225H137ZM135 228V232L137 233V231H136V229L138 230V228ZM168 227V226H167ZM166 227V228H167ZM176 227H178L177 225H176ZM181 227V226H180ZM179 227V228H180ZM185 227V226H184ZM55 228V227H54ZM89 228V227H88ZM98 229H99V227H97ZM96 228V229H97ZM104 228V227H103ZM105 228H107V227H105ZM140 228V227H139ZM152 228V227H151ZM191 230H192V228L191 227H189ZM204 227H202V230H204L203 229ZM206 228V227H205ZM219 228V227H218ZM217 228V229H218ZM19 229V228H18ZM45 229V228H44ZM46 229H49L50 230V227H48V228H46ZM143 229V228H142ZM142 229H141V232H143L142 231ZM181 229H183L182 227H181ZM194 229V228H193ZM200 229V231L199 232H201V227L199 228ZM216 229V230H217ZM221 229V228H220ZM219 229V230H220ZM113 230V229H112ZM140 230V229H139ZM147 230V229H146ZM145 230V232H146V234H147V232L148 231H146ZM149 230V229H148ZM177 230H179V229H177L176 228V230H173V231H177ZM149 231H151V230H149ZM194 231H195V229H194ZM214 231V230H213ZM49 232V231H48ZM101 232V231H100ZM113 232V231H112ZM140 232V233H141ZM145 232H143L144 234H145ZM199 232H197V233H199ZM101 233H103V232H101ZM101 233H99L100 235L99 236H101L102 234ZM107 232H105V234H106ZM171 234H172V232H170ZM175 233V232H174ZM173 233V234H174ZM195 233V232H194ZM46 234H48L47 232H46ZM49 234H50V232H49ZM104 234V235H105ZM113 234V233H112ZM144 234L142 235V233L140 234V236H142L143 237V241H145V238H148V237H146L145 236V238H144ZM152 233L150 232V235H151ZM93 235H95V233H93ZM97 236V238L95 237V236H93L94 238H89V240H85L84 241V239H83V241L84 242H82L81 240H79L78 241V239L75 241L74 240V244L75 245H73L72 247H73V250L72 251H70L69 253H68V251L67 252H65V253H67V254H63L64 255V257H63V255L61 254V255H59V260H60V262L62 263V264H77L76 263V261L75 260H73L74 259V257H78L79 256V254L80 253H83V254H80L81 256L82 255H84V252H88V251H91L92 249H94L95 248V246L98 244V246H99V243L100 242H103L104 244H102L101 243V245H103V247L101 248V251H99L97 248V250L99 251H96L97 252V254L95 253V251H94V253H95V255H96V257H97V259H95V262L92 260V263L93 264H109V261L107 262V261H105V260H103L104 259V257L107 255V253L108 254H110L109 253V251L111 252V250H108L109 249V247H111V246H114V245H117V246H114V247H117V250L114 248V250L115 251H117L118 252V255L120 256V262L119 261H114L113 263H115V262H119V263H122V262H124L125 264H130V263H132L131 261L133 260V255L131 254V252L129 251L130 250V248H131V246H132V248L134 247L133 245H130V243H127V239L125 240V242L126 243H124L123 245L122 244H120L117 240H115V238H112V237H110V236H105L106 238H103V239H105V240H101L100 238L101 237H98V230H97V234H96ZM103 235V236H104ZM110 235H111V233H110ZM114 235V234H113ZM137 235H139V232H138V234ZM136 235V240L139 238L138 236ZM152 236V235H151ZM203 236H205V235H203ZM194 237H196V236H194ZM150 238V237H149ZM154 238V237H153ZM209 238V237H208ZM140 239H142V238H140ZM140 239H138L137 240V242L140 240ZM173 239H175V238H173ZM189 239V238H188ZM187 239V240H188ZM192 239H195V238H193V237H191L190 238V240H191V242L190 243H192L191 245H193V240ZM197 239L199 240V238L197 237ZM197 239H196V241H197ZM152 240V239H151ZM170 240H172V238L170 239ZM169 240V241H170ZM72 241V240H71ZM121 241V240H120ZM123 241V240H122ZM130 241V240H129ZM128 241V242H129ZM147 241H149V240H147ZM147 241H145L146 243H147ZM153 241V240H152ZM152 241H151V243H152ZM169 241H166V243L167 244H165V242L163 243L162 242V244H163V247L166 249V246H168L169 245V247L168 248H170L169 250H167L168 251V253L169 254H171V253H173L174 254V250H172V248H175V243H177V242H174V244L172 245V243H171V245H172V248L170 247V244L168 243ZM173 241H175V240H173ZM204 241V240H203ZM65 242V241H64ZM69 242V244L71 243L72 244V242H70V241H68ZM137 242L135 241V243H134V245L135 244H137ZM141 241H139L138 242V244L140 243ZM205 242V241H204ZM150 243V242H149ZM149 243H147V244H149ZM190 243H189V245H190ZM195 243V242H194ZM52 244V243H51ZM62 244H64V243H62ZM66 244V243H65ZM133 244V243H132ZM165 244V245H164ZM178 244V243H177ZM187 244H188V242H187ZM186 244V245H187ZM201 244V243H200ZM27 245V244H26ZM30 245V244H29ZM29 245H27V246H25L23 249H22V253L23 254H28L30 251H31V248L29 247ZM53 245V244H52ZM77 245H80V247L79 246H77ZM142 245V244H141ZM140 245V246H141ZM146 245V244H145ZM66 246H68V245H66ZM71 246V245H70ZM136 246V245H135ZM138 246V245H137ZM150 246H152V244L151 245H147V248H148V250L146 249V247L144 248V247H140L141 249H142V251L141 250H138L139 249V246L137 247V250L139 251H137L138 252V254L141 252V255H143V253H147V251H148V253H149V257H148V260H150V253H152L151 252V249H150V251H149V248H150ZM154 246V245H153ZM157 246V245H156ZM155 246V247H156ZM159 246V245H158ZM158 246L156 247V248H158ZM161 246V245H160ZM159 246V247H160ZM174 246V247H173ZM51 247V246H50ZM54 247V246H53ZM56 247V246H55ZM60 247V246H59ZM61 248H62V246H61ZM60 248V249H61ZM80 248V249H79ZM99 248V247H98ZM163 248V249H164ZM184 248V247H183ZM59 249V250H60ZM63 249V248H62ZM134 249V248H133ZM147 251H146V250ZM164 253H166V251H164L162 248H160ZM58 250V249H57ZM159 250V249H158ZM179 250H182V249H179ZM179 250H177L176 249V252H179ZM213 250H215V249H213ZM212 250V251H213ZM218 250V249H217ZM51 251V250H50ZM65 251H66V249H65ZM113 251V250H112ZM129 251V252H128ZM152 251H153V249H152ZM174 251V252H173ZM53 252H56V251H53ZM61 252V251H60ZM154 252H155V249H154ZM162 252V253H163ZM215 252H217V251H215ZM46 253V252H45ZM52 253V252H51ZM58 253V252H57ZM62 253V252H61ZM114 253V252H113ZM113 253L111 252V254L113 255ZM133 253H135V252H133ZM157 254H158V258L154 255V253L152 254V256H154V257H152V258H155L156 259V261H158L159 260V255H160V252L158 251V252H156ZM44 254V253H43ZM49 255H50V253H48ZM48 254H45L44 255V257L42 256V259H41V264H47L48 262H52V260H54V259H56V255H55V253H54V256L52 257H50V256H48ZM59 254V253H58ZM73 254V255H72ZM74 254H75V256H74ZM78 254V256H76ZM143 255L142 257H143V259L144 258H146V256L147 255ZM173 254H172V256H173ZM178 253H176L174 256H176ZM181 253H179V255H180ZM162 255V254H161ZM166 255H168V254H166ZM179 255H177V256H179ZM58 256V255H57ZM72 256H73V259H72ZM114 256V255H113ZM134 256H136V255H134ZM145 256V257H144ZM169 256H171V255H169ZM171 256V257H172ZM173 256V257H174ZM176 256V260H177V257ZM183 256V255H182ZM95 257V256H94ZM115 257V256H114ZM126 257V258H125ZM141 257V258H142ZM166 258L167 257V259L166 260H168V256H165V254H164V256H162V258ZM170 257V258H171ZM107 258V257H106ZM116 258H117V256H116ZM115 258V259H116ZM124 258H125V260L126 259H128L129 261H130V263H129V261L128 262H126V261H124ZM151 258V259H152ZM180 258V257H179ZM215 259H216V257H214ZM111 259H112V257H111ZM118 259V258H117ZM134 259H135V257H134ZM138 259V258H137ZM142 259V260H143ZM158 259V260H157ZM160 259H161V256H160ZM174 259V258H173ZM173 259H171V263L170 264H172V261H174ZM183 259V258H182ZM56 260H58V257H57V259ZM55 260V261H56ZM76 260H79V259H76ZM154 260V259H153ZM166 260H161V261H163L162 263L160 262V260H159V263L160 264H163V263H165V264H167V262H169V261H167V262H164V261H166ZM170 260V259H169ZM175 260V261H176ZM181 260V259H180ZM218 260V259H217ZM144 261H146L145 259H144ZM215 261V260H214ZM24 262V261H23ZM22 262V263H23ZM78 262V261H77ZM111 262V261H110ZM138 262H139V259H138ZM148 262V264H150L149 263V261H146V263ZM21 263V264H22ZM25 263V262H24ZM23 263V264H24ZM60 263V264H61ZM79 263V262H78ZM112 262H111V264H113ZM118 263V264H119ZM159 264L158 262H155L154 261V263L153 264ZM176 263V262H175ZM181 263V262H180ZM215 263V262H214ZM37 264H38V262H37ZM40 264V263H39ZM81 264V263H80ZM139 264H141V263H139ZM177 264H179V262H177ZM216 264V263H215ZM228 264V263H227ZM233 264H235L234 262H233Z\"/></svg>",
  "mask_w": 264,
  "mask_h": 264
}]
</instances>
